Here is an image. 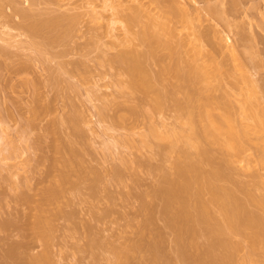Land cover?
<instances>
[{
    "label": "rangeland",
    "instance_id": "1",
    "mask_svg": "<svg viewBox=\"0 0 264 264\" xmlns=\"http://www.w3.org/2000/svg\"><path fill=\"white\" fill-rule=\"evenodd\" d=\"M168 1L2 0L0 264H35L42 255L37 264H48L47 257L50 264H264V166L250 146L233 165V182L218 184L245 206L241 224L258 219L259 236L255 224L228 226L214 201L212 186L219 182L204 179L214 166L187 141L182 108L187 94L201 87L188 73L197 63L195 37L166 11L180 4L194 17L195 5ZM236 1L218 3L231 8ZM250 7L253 15L229 16L234 27L217 29L231 40L242 30L251 39L246 50L264 52V0ZM55 20L59 27L52 31L47 24ZM36 21L45 25L34 34L29 26ZM126 53L141 54L147 90L121 59ZM263 78L264 68L255 72ZM188 164L199 173H188L198 179L186 198L192 208L201 199L197 206L205 203L211 214L205 222L193 210L196 249L186 246L188 238L179 241L157 193ZM48 187L58 188L55 200ZM222 239L234 249L220 248ZM156 244L160 257L146 249Z\"/></svg>",
    "mask_w": 264,
    "mask_h": 264
},
{
    "label": "bare ground",
    "instance_id": "2",
    "mask_svg": "<svg viewBox=\"0 0 264 264\" xmlns=\"http://www.w3.org/2000/svg\"><path fill=\"white\" fill-rule=\"evenodd\" d=\"M219 1L191 0L190 3H193L195 5L194 11L192 10L194 17H192V15L187 12V10L186 12L185 9L181 10L179 4L180 1L178 0L177 4L179 5H176V8L171 7L172 5L168 6L169 10L167 9L166 14L168 13L169 17H172L173 20L176 19V22L182 26L181 28H188L189 30L191 29L192 32L191 34H189V36L195 37L194 49H196L195 51L198 56L196 61L197 63H193V65L191 64L192 66H189L190 69L188 68V71L190 70V72L188 73H190L189 76L192 77H190L191 82L201 87L197 88L192 93L187 94L188 98L186 100V104L182 108L183 110H185L187 115L186 125L188 126V129L186 137L188 143L192 146H195L197 150H199V154L205 159L206 163L214 166L213 171L211 173L209 172V174L206 173L207 178L204 179L207 180L209 178V180L213 179L215 182H219L215 183L217 185L213 184L214 186H212L214 201H217L222 207V210L226 215L225 218H227V222L229 224L227 225L230 227L232 226L235 229L236 225L238 227L241 224L242 219L240 221V218L241 215H243L246 211L245 206L238 202L231 190L219 185L223 181L233 182V165L237 163L238 160L244 158L247 155L246 153L249 150L248 148H250V146H254L256 148V151L258 153L257 161L259 162V164H261V166H264V145H260L261 143L264 144V78L255 79V72L260 75V70L264 68V65L262 63V60L264 59V52L260 49L253 50L252 48H250L247 49L248 52L246 53V48H248V46H246V42L249 41L250 37L248 39V35H245V30L243 32L244 35L240 33L242 32V30L238 31L240 34L238 32H235L237 35V39L231 40L229 38L224 39L223 37H221L220 34H223V31L217 29L219 25H224L228 29V31L229 28L234 27L227 20V17L229 16L234 17L236 15L235 17H237V14L253 15L255 12L254 7H250V9L246 8V4L250 3L253 0H240L238 2L236 1V3H231L232 5H234L231 8L223 7L221 3H218ZM168 2L170 4V0ZM172 3L175 4L174 2ZM1 4L2 0H0V5ZM19 14L27 18V16L23 13L19 12ZM130 22L133 23L135 22V20L130 19ZM176 22L174 23L177 24ZM206 22L212 25L207 26L205 25ZM261 22L262 24L260 25V27L264 29V20L262 19ZM42 23L37 21L31 23L29 26V30L35 34L45 25ZM47 26L48 28L52 29V31H56L55 29H58L59 27L58 20L50 22L49 24H47ZM227 29L225 32H227ZM148 30L149 29L146 28L143 32L146 39L150 36ZM171 32L173 31L171 30ZM235 33L233 34L235 35ZM243 47H245L244 50H246L244 52L243 50H240L243 49ZM141 58V54L137 55L135 53H126L121 57L122 60L129 63L128 71L135 78L137 86L141 89L147 87L145 89L147 90L150 83H148V73L146 72V70H144V68H142L143 66L141 65ZM199 61L201 63H199ZM176 72H179V70H176ZM206 82H208V85L205 86L204 84ZM191 165L192 164H190V166L189 164L186 165V168L184 166H179V172H177L179 173V180L178 178H176V180H174V178L173 180L167 179L165 181V184L167 186H163V188L161 185V188L163 189H160L157 192L159 193V196H156L160 197L163 200V210H165V216H167L168 218L166 219L168 220L169 226L177 233L179 241H183L181 243H184L186 241L185 238H188L189 244L187 239V243L185 242L186 246L188 245L189 248L196 249L198 246L196 242L194 243L193 241V238L196 237H193V232L196 231L194 230L196 229L194 228L195 220L192 217L193 210L195 211L196 209L194 208L196 207L199 212L198 219L205 222L206 220L211 219V214L210 211H208V207L205 203H201L199 206H197L201 199L198 201L197 205L194 204L195 202H192V205L195 206L194 208H192L193 206L190 205L191 203L189 204L190 199L188 201V193L192 190V184L196 183V180L198 179H196V176V180L194 179V182H192L193 180L187 178L188 173L194 171L196 172L197 169L195 164H193L192 166ZM195 172L194 176L196 174L198 175L199 172L196 174ZM200 173H202V171ZM203 173L205 174V172ZM191 176H193L192 173ZM49 188L50 187H48V191L45 192L48 196L44 194V198L47 196L51 198V200H53L58 195V192L56 191L58 188ZM186 194L188 195V198H186ZM189 194H191V192ZM47 197L45 199L50 200ZM198 197L196 196L197 200ZM250 216L252 215H249V218ZM253 219H248L252 220L248 222L246 219L245 224H242L246 225V227L248 225L252 226L255 223L257 224L258 219ZM259 222L261 223V220ZM196 223L198 222L196 221ZM215 223L213 225H215ZM39 224H41V222ZM256 224L252 229H255V227L257 229L259 223L257 226ZM263 226L261 227L262 229ZM242 227L245 226L242 225ZM261 228L259 227V229ZM219 229L220 228H218L217 230L220 232L223 231L221 230L222 228L220 230ZM217 230H213L212 232L215 233ZM257 231L259 230H256V233ZM260 232L261 230L257 233L259 234V236L261 234ZM219 241H221V239L218 240V242ZM227 241L223 240L219 243V246L220 248L224 246V249L229 248V250L231 251V249H234V247L230 249V243H228ZM216 244L218 245V243ZM183 246L181 249L186 250L188 247L187 246L183 248ZM230 246L232 247V244H230ZM147 247L148 248L146 249L149 250V254H152V256L155 255L156 257L158 255V257H160L157 252L156 254L153 253L155 251L159 252V246L157 244ZM228 254H230L229 256H231V253ZM226 255L227 254H225V256ZM42 256L40 257V260H37L39 258L35 259V264L42 260ZM228 257H224L223 259L225 260L227 258L226 260H231L228 259ZM47 258H45L46 263L50 264V260L47 261ZM156 259L159 258H155V260ZM198 260H200V258ZM215 261L217 260H214V262ZM230 262L233 263L232 261ZM230 262L227 261V264H231Z\"/></svg>",
    "mask_w": 264,
    "mask_h": 264
}]
</instances>
